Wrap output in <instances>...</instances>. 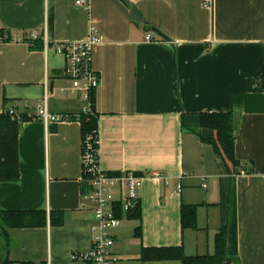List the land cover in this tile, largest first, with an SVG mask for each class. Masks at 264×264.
I'll return each instance as SVG.
<instances>
[{
	"label": "crops",
	"instance_id": "crops-1",
	"mask_svg": "<svg viewBox=\"0 0 264 264\" xmlns=\"http://www.w3.org/2000/svg\"><path fill=\"white\" fill-rule=\"evenodd\" d=\"M77 1L0 0V29L11 39L0 41V113L32 119L20 125L21 176L0 184V210L48 215L45 226L9 230V258L86 264L72 258L92 237L81 123L36 117L47 87L52 115L82 111L81 95L62 91L71 87L67 62L52 46L86 42L95 26L100 166L143 177L140 224L124 218L115 232L122 264H172L142 262L152 248L214 254L223 226L224 264H264V0ZM33 32L46 35L47 51L33 47ZM208 113L233 114L239 172L189 131L214 138L200 127ZM183 207L195 212L193 228L182 224ZM51 212L64 225H52Z\"/></svg>",
	"mask_w": 264,
	"mask_h": 264
},
{
	"label": "built area",
	"instance_id": "built-area-1",
	"mask_svg": "<svg viewBox=\"0 0 264 264\" xmlns=\"http://www.w3.org/2000/svg\"><path fill=\"white\" fill-rule=\"evenodd\" d=\"M77 5H88L85 0H78ZM9 38L0 37V41ZM37 32L30 35V40L39 39ZM43 49L47 51L51 44L44 34ZM102 42V36L95 26H91L86 42L57 43L52 48L63 56L67 62L66 76L71 87L63 89L65 93H79L84 102L82 112H91V95L96 93L100 85V76L92 68V47ZM146 42H155L151 33L146 35ZM48 87L45 98L37 113L38 120L45 125L50 122L69 121L71 116L52 115L48 108ZM13 118L18 115L9 111ZM83 177L89 188L83 196L82 209L91 214V247L84 252H76L72 258L86 264H122V258L115 251V232L124 218L133 213L140 205V190L143 177L133 173L111 174L100 166L99 136L87 135L82 144ZM158 176V175H157ZM205 187V185H204Z\"/></svg>",
	"mask_w": 264,
	"mask_h": 264
},
{
	"label": "trees",
	"instance_id": "trees-1",
	"mask_svg": "<svg viewBox=\"0 0 264 264\" xmlns=\"http://www.w3.org/2000/svg\"><path fill=\"white\" fill-rule=\"evenodd\" d=\"M0 29V37L5 36ZM5 42H10L7 38ZM31 42V41H30ZM34 48L43 49L42 38L32 41ZM95 93L91 95V112H80L71 116V120L81 123L82 138L93 134L98 137V115L95 111ZM18 115V114H17ZM32 120L25 115L13 118L9 110L0 113V184L17 182L20 179L18 142L20 125L22 122ZM200 127L215 133L214 138H205L195 130H189L198 138L212 145L216 153L222 157L225 163L231 164L235 172H239L240 164L235 155L236 133L232 113L202 114ZM128 219L141 222V204L128 216ZM48 215L46 211H3L0 210V237L2 243V255L0 264H36L33 262H15L9 258L10 236L9 230L36 228L47 225ZM52 225L62 226L65 216L61 212H51ZM196 223L193 208H182V224L185 228H193ZM140 226L137 228L139 232ZM227 227L223 226L216 236L214 254L187 256L181 247L176 248H152L143 249L140 254L142 262H179L180 264H224L227 256Z\"/></svg>",
	"mask_w": 264,
	"mask_h": 264
},
{
	"label": "rangeland",
	"instance_id": "rangeland-1",
	"mask_svg": "<svg viewBox=\"0 0 264 264\" xmlns=\"http://www.w3.org/2000/svg\"><path fill=\"white\" fill-rule=\"evenodd\" d=\"M2 243H3V241H2V239H1V237H0V257H2L3 258V253H2ZM210 253H212V252H210ZM132 264H135V263H133V262H131ZM172 264H178V263H175V262H172Z\"/></svg>",
	"mask_w": 264,
	"mask_h": 264
}]
</instances>
